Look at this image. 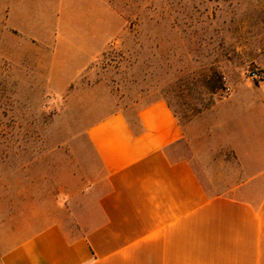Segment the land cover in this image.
I'll return each instance as SVG.
<instances>
[{
    "label": "crops",
    "instance_id": "1",
    "mask_svg": "<svg viewBox=\"0 0 264 264\" xmlns=\"http://www.w3.org/2000/svg\"><path fill=\"white\" fill-rule=\"evenodd\" d=\"M25 4L42 10L38 20L29 21ZM66 4L95 14L103 0H0V23L51 50V65L66 54L78 75L118 23L99 14L63 32L52 18ZM213 111L183 124L157 100L94 120L83 133V176L70 181L77 190L0 264H264V79L236 86Z\"/></svg>",
    "mask_w": 264,
    "mask_h": 264
},
{
    "label": "rangeland",
    "instance_id": "2",
    "mask_svg": "<svg viewBox=\"0 0 264 264\" xmlns=\"http://www.w3.org/2000/svg\"><path fill=\"white\" fill-rule=\"evenodd\" d=\"M23 7L38 20L42 10ZM95 12L54 10L52 24L63 32L116 15L117 36L78 75L69 56L51 65V50L0 23V254L51 222L77 190L70 181L83 176V133L94 120L157 100L183 124L208 120L236 86H253L249 70L264 72V0H103Z\"/></svg>",
    "mask_w": 264,
    "mask_h": 264
},
{
    "label": "built area",
    "instance_id": "3",
    "mask_svg": "<svg viewBox=\"0 0 264 264\" xmlns=\"http://www.w3.org/2000/svg\"><path fill=\"white\" fill-rule=\"evenodd\" d=\"M263 79H264V73L256 68L249 70L246 76L247 82L253 86L257 85ZM225 91L230 92V89L226 87Z\"/></svg>",
    "mask_w": 264,
    "mask_h": 264
}]
</instances>
